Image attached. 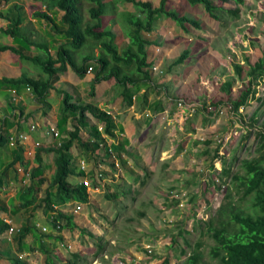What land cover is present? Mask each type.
<instances>
[{
	"label": "rangeland",
	"instance_id": "1",
	"mask_svg": "<svg viewBox=\"0 0 264 264\" xmlns=\"http://www.w3.org/2000/svg\"><path fill=\"white\" fill-rule=\"evenodd\" d=\"M152 1L157 3L158 0ZM173 1L176 4L173 7L178 11L196 17L203 15L202 19L208 23H204L202 32L190 27L192 32L185 33V47L191 52L181 66H173L171 62L163 64L172 74L165 72L161 77L162 83L165 82L163 88L167 87L171 97L175 98L170 100V111H175L179 99H186V103L194 102L191 115L185 112L183 122H174L169 120L172 116L169 112L167 121L161 117L153 126L144 124V127L134 130L135 134L130 136L131 151L135 150L139 157L137 164L135 158H127L126 166L118 161L116 170L110 168L106 175L101 176L100 183L92 181L98 189L89 187V201L82 206L80 213H71L77 224L71 230L61 226L57 234H47L37 226L31 229L46 218L41 200L45 196L47 182L31 189L35 197L33 205L26 207L20 215H23L20 229L30 227L25 237L30 246L24 256L27 264L47 262V255L37 246L41 244L39 238L45 241V248L51 253V264H182L190 251L184 240L190 245L201 241L200 263L214 264L217 259L210 255L214 240L207 233L204 222L226 202L227 193L232 204L252 211L251 197H242L239 181H233L232 176L244 175L241 162L259 155L256 131L262 129L264 123V102L256 97L264 95V80L259 78L252 85L256 91L255 98H249L237 111L230 105L231 99L238 97L247 87L249 65L261 56L264 47V0H244L238 5V16H227L224 25L210 20L202 5L184 0L183 7H179L182 2ZM83 6L86 9L87 2ZM224 6L237 5L228 1ZM126 7L141 15L138 6L122 2L121 9ZM28 10L23 9L25 18ZM111 26L116 33L115 41L122 48L125 44L123 29L118 23ZM91 45L92 39L77 50L78 60ZM93 51L98 53V48L94 46ZM181 52L180 45L176 57ZM169 55L172 57L173 51ZM16 58L29 67V74L43 75L38 64ZM233 63L242 65L240 74L235 72ZM90 72L93 73V69ZM226 79L232 80L229 92L220 88ZM80 86L84 101H93L89 88L84 92V87ZM100 95L95 97L99 99ZM105 97L108 96L104 94ZM214 100H221L216 108L211 104ZM49 103H54V99ZM204 104L206 109H203ZM255 110H258L255 116L258 121L251 119ZM72 125L70 120L69 127ZM86 136L83 133V138ZM111 141H106L107 145H111ZM73 153L75 160L91 157L89 151L77 144ZM223 157L225 166L230 165L229 175L221 171ZM41 158L44 177L48 179L54 168L52 152H41ZM70 179L76 180L74 177ZM13 181L17 190L21 189V195L25 194L30 179L21 186L16 176H13ZM72 205L66 206L68 211ZM255 210L258 211L257 208ZM11 239L0 236V264H13V257H18L15 246L18 237ZM55 248L57 256L56 250L52 252ZM72 254H77V257Z\"/></svg>",
	"mask_w": 264,
	"mask_h": 264
},
{
	"label": "trees",
	"instance_id": "2",
	"mask_svg": "<svg viewBox=\"0 0 264 264\" xmlns=\"http://www.w3.org/2000/svg\"><path fill=\"white\" fill-rule=\"evenodd\" d=\"M10 0H0V8ZM39 4L32 12V16L44 20L50 26L55 35L64 38L57 46L55 53L49 50V43L45 39L35 37V33L28 30L23 23L22 5L19 2H13L6 12L0 9V17L7 20L6 26L1 28V33L13 38L14 45L1 44L0 51L10 50L20 59L29 60L41 67L43 72L39 76H31L22 72L16 78L2 77L0 84L6 87H29L36 101L43 102L49 90L54 88L53 83L58 79V75L65 71L67 67L71 68L79 77H83L93 69V80H91L89 94L94 95L96 83L101 80L114 78L117 85L121 87L122 100L128 104L131 103L132 94L128 89L129 84L148 81L150 76L148 67L150 62L147 61L146 45L150 42L145 36L152 28L154 21L160 17L168 18L176 26L185 32L190 27L203 29V21L196 16L188 15L175 9L171 3L172 0H159L158 5H153L150 1L142 0H38ZM184 1V0H182ZM190 4L202 5L204 11L212 19L217 20L220 24H225L226 17L236 18L239 12V4L244 0H186ZM233 1L237 6L225 7L224 3ZM87 2L85 9L83 3ZM132 3L138 6L141 15L131 11H119L118 3ZM44 6V10H42ZM57 8L63 11L60 23L57 24L50 10ZM86 11V12H85ZM118 22L128 44L120 48L115 39L116 34L112 29L113 24ZM91 48L85 54L81 55L78 60L77 50L85 43L91 41ZM89 44V43H88ZM98 48V53H94L93 47ZM33 48L36 54L30 49ZM189 50L184 49L171 63L177 65L184 62L189 55ZM233 68L237 74L241 73L242 65L233 63ZM248 85L243 89L239 96L231 99L230 108L237 111L240 106L247 103L249 98H255V87L252 85L257 79L264 80V47L261 56L258 57L247 70ZM232 86V80L226 79L220 88L229 92ZM138 87H135V90ZM61 95V115L58 121V128L63 127L67 120H72L73 125L66 130V136L61 138L58 143L47 147L35 148L36 165L30 168V182L25 194L22 195L24 205L29 206L33 203L34 194L32 190L35 187L47 182L45 196L41 200L44 211L48 213L45 218L48 223L49 212L52 210L51 204H63L66 200L81 201L86 204L89 201V193L86 186L81 181L85 176L91 177L93 181L100 183V176L107 174L114 167V158L107 154V138H116L117 129L112 116L105 110L101 109L94 101L82 102L75 98L71 93L59 90ZM259 101L264 102V95L256 97ZM221 103V100L211 102L214 108ZM15 107V106H14ZM205 106L203 109H206ZM258 110H255L251 119L258 121L255 117ZM94 118V122H92ZM103 124V132L99 131L97 125ZM31 125V124H30ZM28 125V130L30 128ZM122 130L121 127H119ZM24 131H19L22 133ZM87 136L83 138V133ZM23 134H26L25 132ZM257 147L259 155L251 159H245L241 162L245 169V174L241 176H232L233 181H239L238 186L241 189L242 197L250 196L252 211L245 210L231 203L230 194L227 193L228 199L219 207L215 214L205 221L206 231L214 240V245L210 249V255L216 258L214 264H264V123L262 129L256 131ZM208 142V141H207ZM100 143L105 145V152ZM127 140H120L117 143H111V147L116 153L118 161L122 166L127 165V158L139 160L131 150L125 147ZM79 145L86 151H89L91 157L83 158L88 165L85 171L79 169V159L75 160L73 149ZM10 145L9 136L0 132V153L6 151ZM10 149V148H9ZM12 159L3 167L2 173L12 168L17 163H24L23 149L19 141L13 144ZM52 152L53 171L47 179L44 177V166L42 163L41 152ZM103 151V153H101ZM216 156L217 153H215ZM222 173L230 174V165L225 166L224 157ZM126 164V165H125ZM76 165V166H75ZM17 172V167L13 168ZM0 175V183L1 181ZM76 178L72 181L70 178ZM36 178V179H35ZM80 179V180H79ZM29 181V180H28ZM32 189V190H31ZM33 198L31 199V197ZM110 195L107 194V197ZM176 202V200H175ZM83 204V205H84ZM4 208V207H2ZM255 208L258 209L255 210ZM56 214V215H55ZM53 215L55 220L63 221V227L71 230L77 227L71 213H63L61 210ZM226 216V218H224ZM45 220V221H46ZM52 225V223H51ZM54 225V224H53ZM9 223L0 221V232L7 229ZM29 226L20 229L18 236V248H24L23 239L29 232ZM54 228V226H53ZM83 230V228H82ZM49 230L46 232L48 234ZM182 231H179L181 234ZM41 234V233H40ZM46 234V235H47ZM88 235H94L88 232ZM52 238L53 236H48ZM61 238V237H59ZM175 242V239H173ZM187 247H190L189 254L182 264H202L201 241L194 242L190 245L184 240ZM46 256V264H51V253L41 243L40 246ZM29 248V247H28ZM181 252H185L181 249ZM75 256V255H74ZM13 264H27L25 259L13 257Z\"/></svg>",
	"mask_w": 264,
	"mask_h": 264
},
{
	"label": "crops",
	"instance_id": "3",
	"mask_svg": "<svg viewBox=\"0 0 264 264\" xmlns=\"http://www.w3.org/2000/svg\"><path fill=\"white\" fill-rule=\"evenodd\" d=\"M142 1H146V0H142ZM148 1H150L153 5H158L159 3V0L157 1V3H155V1H152V0H148ZM13 2L21 3L22 16H24L23 9L24 10L29 9L26 12L27 17L25 18L24 16L23 18L22 24L25 27H27L29 31L34 32L35 37L45 39L46 41H48L49 50L52 54H54L57 46L59 45L61 41H64V38L60 35H55L52 32L48 23L43 22V20L32 16V12L37 7V4H39V1L38 0H23V1L10 0L7 4L3 5L0 9L3 12H6ZM173 2L174 1L172 0L171 5L172 6L176 5ZM180 2H182V4L179 7H183L184 1L180 0ZM121 3H118V6H117L119 11L127 10V11L133 12L131 9H129V7L121 9ZM42 10H44V6H42ZM49 12L54 18V20L56 21V23L59 24L63 11L57 8H53ZM185 13H188V12H185ZM204 14L207 17H209L207 13H204ZM201 16L200 17L197 16V18L201 19L203 21V24L204 23L208 24L202 19ZM209 19L217 21L210 17ZM39 20H41L42 22H40ZM6 23H7V20L0 17V29L5 27ZM115 23H118V22H115ZM195 30L200 31L201 29H195ZM180 32H183V33H180ZM190 32H192L190 29L188 32L180 30L176 26V24L173 23L168 18L160 17L154 21L152 30L149 33L145 34L147 39H149L150 41L146 45L147 61L150 62V66L148 67L147 70L149 72L150 78L148 81H143V82L141 81V82L134 84L135 86H133L132 84H129L128 89H130L131 94H132V99H131L130 104L122 100V96L120 94L122 88L119 87V85H117V82L115 81L114 78L101 80L100 82L96 83L95 89H94L95 93L92 97V100L95 103H97L101 109L107 111L112 116L116 124V127L118 129L115 131L117 137L115 139L107 138V141L112 140L111 143L112 142L115 143V141L118 142L120 140L126 139L127 143L125 144V147L129 150H133L131 147L132 140L130 139V136L135 134L134 130L137 131L139 127L140 128L144 127V124H146L147 126H150L152 124L153 126V123L155 124V122L161 117H163V119L166 121L169 119L166 116H168L169 112H172L170 111L172 110V108L170 107L171 105L170 100L175 99V98L171 97V94H169L167 87H165V89L163 88L165 85V82L162 83L161 79L163 78L161 77L165 74V72L167 73V75L168 74L172 75L171 70L169 68L166 69L163 64H165L166 62L167 64L168 62H171V63L173 62V60L176 58V54H178L176 53V50L179 48L180 45L182 46V51L184 49H188L190 51L189 48L185 47L186 45V42H185L186 34L185 33H190ZM124 40H125L124 41L125 44L123 46H126L128 44V39L126 36ZM197 40L199 41V39ZM14 42L15 41L13 40L11 36L5 35L1 33L0 31V43L1 44L14 45ZM117 45L119 46L118 43ZM157 48L159 50H156ZM30 51L33 54H36V51L33 48H31ZM171 51H173V54H174L172 55V57H170L171 55H169V52ZM16 56L18 55H15L10 50L0 51V78L2 77L16 78L20 76L22 72H26L27 74H29V72L27 71V70L31 71L29 67H26L20 61L18 62ZM182 64L183 62L179 63L178 65L181 66ZM154 65H157L158 68L163 71V73H159L153 70L152 66ZM31 76H39V74L36 75L35 73V74H32ZM91 78H93V73L90 71L87 72L85 76L79 77L71 68L67 67L65 71H63L62 73L58 75V79L53 83L54 88L49 90V93L46 95L43 102L35 100L31 92V89H27L23 86H20L22 88L20 87L3 88L2 84H0V132H4L8 136H10L13 134L14 135L18 134L19 131H24L27 135L26 139L19 142L23 149L24 163L22 164L17 163L15 166H13L12 168H9L8 170L2 173L3 167H5L6 164L12 159V152L10 151V149L11 150L13 149V145L10 144L6 151H4L3 153L2 152L0 153V161H1V167H2L0 168V175H2L1 176L2 182L0 183V221L6 222V220H10L11 221L10 225H13L14 227L19 228V229L23 225V222H22L23 215L22 216L20 215L23 213L25 208L28 206L24 205L23 200L21 199L22 198L21 189L17 190V187L14 185L15 181H13V176H16L17 183L20 186H21L20 184L21 176L18 173V171L15 172L13 168L24 167L27 170L28 168L30 170V168L36 165V161H35V157L31 158L25 155V151L27 149L35 150V148L39 146L41 147L51 146V145H54L55 143H58L62 137L64 138L66 136V133H65L66 130L70 129L69 127L70 120L65 121L63 124V127H61L60 129L57 126L60 115H61L60 113L61 112V106H60L61 95L58 94V91L59 90L68 91L75 98H79L82 102H85L83 99L84 98L83 94H81L82 88L80 84L84 87V92H85L87 88L90 89V84L92 80ZM135 87H138V88L135 90ZM69 89L74 90L75 93H72V91H70ZM98 94H101L100 95L101 97H99V99L95 97ZM104 94L108 96V97H105V99L103 98ZM53 99H54V103L50 104L49 100H53ZM55 99H58V100H56L55 102ZM186 101L187 100L184 99V102H185L184 108H186V106L189 104H194V102L186 103ZM175 108L176 109L175 111L172 112L171 119L169 120L174 121V122H180V121L183 122L184 113L188 112V110H184L183 108L179 106ZM91 120L92 122L95 121L94 118H92ZM32 123L36 124V128L34 130H30L29 128L28 130L27 129L28 125ZM49 126L55 127V129L58 132V136H53L51 132H49ZM119 127H121L122 130H120ZM157 127H158V123H157ZM128 159H131V158H128ZM128 163H129V160H128ZM12 186H15V187H12ZM32 205L33 204H30L29 206H32ZM44 213L46 214V217H47L48 213L45 211ZM45 220H46L45 218H42L40 222L41 224L37 223L34 225L35 227L31 226V229L41 227L42 225L47 224L45 223ZM19 231L13 232L11 234V238L12 237L15 238L16 236L18 237ZM37 231H39V229H37ZM0 236L6 237L7 239V230L5 229L4 231L0 232ZM25 237L23 239L24 248L22 250H19L18 240L16 241L17 245L15 246H16V249L18 250V253H17L18 257L19 255H22L24 257L27 254L26 249H30L29 243L25 239ZM39 240H40V243L46 244L43 239L39 238ZM15 246H14V249H15ZM37 246L43 253H45L44 250L40 247L41 244L40 245L37 244ZM55 250L56 248L52 252H55ZM56 254H58L57 250H56Z\"/></svg>",
	"mask_w": 264,
	"mask_h": 264
},
{
	"label": "built area",
	"instance_id": "4",
	"mask_svg": "<svg viewBox=\"0 0 264 264\" xmlns=\"http://www.w3.org/2000/svg\"><path fill=\"white\" fill-rule=\"evenodd\" d=\"M156 50H159V49L157 48ZM90 69H91V67L89 68L88 72L90 71ZM152 69L155 70V71H157V72H159V73H163V71L161 69H159L157 65L152 66ZM27 89H30V88L27 87ZM177 105L179 107H181V108L184 109L185 102L183 100L179 99L178 102H177ZM186 109L188 110V115H191V112L194 109V104L187 105L186 106ZM35 128H36V124L35 123H32L30 125V130H34ZM97 128H98L99 131L103 132V124L102 123H99L97 125ZM49 132H51V134L53 136H58V132H57V130L55 129L54 126H49ZM26 138H27V135L26 134L18 133V134H15V135L14 134L13 135H10L9 136V141H10V144L13 145V144H15L16 140H18L20 142V141H22V140H24ZM100 146L103 147L104 152L107 149V154H110V156H112L114 158V161H113L114 167L115 166L118 167L119 166L118 158L116 156V153L112 149V147L110 145H108V147L106 149H104L105 148V145H103V143H100ZM25 155H27V157L33 158V157H35V150H33V149H27L25 151ZM87 165H88V163L84 159H81L79 161V166L78 167H79L80 170L85 171L86 168H87ZM17 171H19L18 173L21 176L20 177V184L21 185L27 184L28 180L30 179V171H29V168L27 170L24 167H19V168L17 167ZM98 176L101 177V174L98 173ZM92 181H93V179L91 177H89V179H88V176H85L81 181H79V183L82 182L86 186L87 191L89 193V189H88L89 187L96 188V190L98 189L97 187H94L92 185ZM89 198H90V196H89ZM71 204H73V205H72V207L71 206L69 207L70 211H68V209L66 208V206H69ZM83 204L84 203H82L81 201H75V200H66L61 205L52 203L51 204L52 210L49 213V216L50 217L48 219V223L45 224V225H42L40 227V230H42V231H48V230H50L51 227L53 229V226H54V229L53 230L56 231L54 233H57L58 230L62 226L61 224H63V221L55 220L53 218V215L57 212V210L59 209L63 213H72L73 215H75L74 213H77V212L80 213L81 212ZM6 222L9 223V226H8V228L6 230H7V239L10 240L11 239V234L13 232L19 231V228H16L13 225H10L11 224V221L10 220H6ZM51 223H52V225H51ZM19 257H22V255H19Z\"/></svg>",
	"mask_w": 264,
	"mask_h": 264
},
{
	"label": "clouds",
	"instance_id": "5",
	"mask_svg": "<svg viewBox=\"0 0 264 264\" xmlns=\"http://www.w3.org/2000/svg\"><path fill=\"white\" fill-rule=\"evenodd\" d=\"M53 229H54V228H53ZM53 229H52V227H51L49 231H50L51 233H53V234H57V233H54V232H56V231H54ZM58 231H59V230H58ZM58 238H59V237H58ZM55 254H56V253H55ZM72 255H73V256L75 255V256L77 257V254H72ZM56 256H57V254H56ZM19 258H23V259H24L23 256H22V257H19Z\"/></svg>",
	"mask_w": 264,
	"mask_h": 264
}]
</instances>
